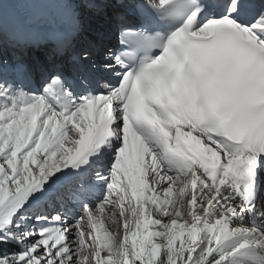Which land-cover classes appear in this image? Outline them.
I'll list each match as a JSON object with an SVG mask.
<instances>
[{"label":"snow or ice","instance_id":"obj_1","mask_svg":"<svg viewBox=\"0 0 264 264\" xmlns=\"http://www.w3.org/2000/svg\"><path fill=\"white\" fill-rule=\"evenodd\" d=\"M131 8L70 72L0 67V264H264V0Z\"/></svg>","mask_w":264,"mask_h":264},{"label":"bare ground","instance_id":"obj_2","mask_svg":"<svg viewBox=\"0 0 264 264\" xmlns=\"http://www.w3.org/2000/svg\"><path fill=\"white\" fill-rule=\"evenodd\" d=\"M61 4H67L70 5V7H59L58 5ZM114 4L115 3L110 2V0H39V3L35 2V0H15L13 3L12 14L20 21L21 24L27 25L29 29L32 28V30L34 29L37 33H47L52 31L53 34L57 32L69 34V30H71L73 27L76 28L75 30H80V28H82V23L80 22L91 19L87 16L83 17L87 8L89 14L105 15L115 10L116 5ZM28 20H33L34 22L30 25L26 24L25 22ZM96 20L97 19H91L89 20V23L91 22L92 24H98V26L101 25V23H97ZM90 28L92 27L89 26L87 29ZM95 30L96 28H93V32H95ZM26 32L29 33L28 31ZM80 33L82 32L77 31L70 34V43L83 42V38L80 36ZM98 34L101 36L96 44L113 42L109 36L103 40V37H105L104 30H100ZM88 36L89 33H86V37ZM5 37L9 38L12 47L16 48L17 50H22L23 43L21 38L24 39V37L20 35L19 31L12 34H5ZM92 40H94L93 35ZM35 51L36 55H33L32 60L27 64V66L32 68L33 74H36L38 68H41L42 71H44L51 67V62L56 65L57 62H60L61 60V58H59L58 61L54 58H51V62L46 65L45 62H43L45 57L38 55L39 53H42V51L38 49H35ZM0 53L2 54L1 50ZM11 54H14V51ZM69 54L70 52L68 55ZM104 227L109 229L108 224H105Z\"/></svg>","mask_w":264,"mask_h":264},{"label":"clouds","instance_id":"obj_3","mask_svg":"<svg viewBox=\"0 0 264 264\" xmlns=\"http://www.w3.org/2000/svg\"><path fill=\"white\" fill-rule=\"evenodd\" d=\"M115 10H117V8H115ZM89 24H92L91 22L89 23ZM93 25V24H92ZM83 28V27H82ZM82 28H80V30L78 29V31H80V32H82V33H84V37H83V42H80V44L81 45H84V44H86V43H93V44H96L97 43V41H98V39L100 38L99 37V35L100 34H98V32H99V30L97 31V29L95 30V32H93V28L94 27H92L91 29H85V31H82ZM87 30H91V32L90 31H87ZM104 31H105V29H103ZM109 31H110V29H109ZM107 32V31H106ZM82 33H80V36L82 37ZM86 33H89V36L88 37H86ZM109 34V33H108ZM108 34H106L105 35V37H103V40H105V38H106V36L108 35ZM92 35H93V39L94 40H92ZM101 36V35H100ZM108 37V36H107ZM111 38V40L113 39L112 37H110ZM88 40H90V41H88ZM94 41V42H92V41ZM113 42H115V41H113ZM70 52V54L68 55V53ZM72 50H67L66 51V59H68L70 62H71V55H72ZM71 65H72V62H71Z\"/></svg>","mask_w":264,"mask_h":264},{"label":"rangeland","instance_id":"obj_4","mask_svg":"<svg viewBox=\"0 0 264 264\" xmlns=\"http://www.w3.org/2000/svg\"><path fill=\"white\" fill-rule=\"evenodd\" d=\"M89 26L92 27L91 24H89V23L84 24V26L82 28V31H85V28L87 29V28H89ZM81 35H82V38H83L84 37V33H82Z\"/></svg>","mask_w":264,"mask_h":264}]
</instances>
